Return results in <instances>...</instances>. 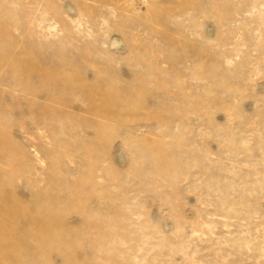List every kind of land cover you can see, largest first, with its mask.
<instances>
[{"label":"rangeland","instance_id":"374dc122","mask_svg":"<svg viewBox=\"0 0 264 264\" xmlns=\"http://www.w3.org/2000/svg\"><path fill=\"white\" fill-rule=\"evenodd\" d=\"M0 224L10 264H264V0H0Z\"/></svg>","mask_w":264,"mask_h":264},{"label":"bare ground","instance_id":"6f19581e","mask_svg":"<svg viewBox=\"0 0 264 264\" xmlns=\"http://www.w3.org/2000/svg\"><path fill=\"white\" fill-rule=\"evenodd\" d=\"M23 68V67H22ZM7 210V207L5 208V210H3V211H6ZM2 213V212H1ZM1 217H2V215H1ZM4 217V216H3ZM2 217V218H3ZM2 218H1V220H2ZM5 221V220H4ZM4 221H2V223L4 222ZM6 223V222H5ZM1 225L2 224H0V227H1ZM8 225H10V224H8ZM2 227H3V225H2ZM5 229V228H4ZM4 229H2V230H4ZM11 229H12V227H11ZM6 230H7V226H6ZM7 231H9V230H7ZM10 231H12V230H10ZM3 232H5V231H3ZM6 251V250H5ZM4 252V251H3ZM6 253V252H5ZM5 253H2V254H5ZM7 255H8V253H6ZM8 257V256H7ZM10 263H12V262H9L8 261V259L6 258V255L4 256H1L0 257V264H10ZM15 264V263H14Z\"/></svg>","mask_w":264,"mask_h":264}]
</instances>
